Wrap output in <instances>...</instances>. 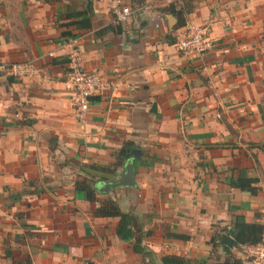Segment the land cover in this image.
Wrapping results in <instances>:
<instances>
[{"label": "crops", "instance_id": "obj_1", "mask_svg": "<svg viewBox=\"0 0 264 264\" xmlns=\"http://www.w3.org/2000/svg\"><path fill=\"white\" fill-rule=\"evenodd\" d=\"M121 2L133 14L119 24L95 0H0V264H143L117 234L119 218L95 213L106 198L150 232L148 264L222 262L215 229L237 214L263 223L264 0ZM186 22L205 25L215 46L179 51ZM68 36L80 38L83 67L109 83L84 124L71 106ZM28 61L35 74L12 75ZM126 141L139 149L135 185L98 193V180L121 171ZM98 166L113 173L102 178ZM241 176L256 179L255 193L232 186Z\"/></svg>", "mask_w": 264, "mask_h": 264}, {"label": "built area", "instance_id": "obj_2", "mask_svg": "<svg viewBox=\"0 0 264 264\" xmlns=\"http://www.w3.org/2000/svg\"><path fill=\"white\" fill-rule=\"evenodd\" d=\"M105 3L113 15L116 23L128 22L133 14L129 5L121 0H95ZM214 40L207 32L205 25H198L193 22H186L184 32L175 39V45L184 54H203L215 46ZM62 48L66 51L69 81L72 86L71 106L75 117L84 124L92 98L103 93L109 88L108 81L98 72L89 71L82 65L80 54V38L68 36L62 42ZM13 76L23 77L33 75L36 69L30 61L13 64L10 66ZM260 241L254 244H238L244 259L250 260L252 264L264 263V219Z\"/></svg>", "mask_w": 264, "mask_h": 264}, {"label": "trees", "instance_id": "obj_3", "mask_svg": "<svg viewBox=\"0 0 264 264\" xmlns=\"http://www.w3.org/2000/svg\"><path fill=\"white\" fill-rule=\"evenodd\" d=\"M184 6L189 0H182ZM92 0H86L87 6L91 5ZM85 12V11H84ZM87 12V11H86ZM85 12V13H86ZM84 27L89 26V22H81ZM133 143L126 141L123 143L121 148L115 153V158L117 160H123L124 155L131 149ZM99 171H102V178H106L108 174H112L113 169L110 167H96ZM90 182H93V177L90 178ZM256 182L255 178L251 177H239L237 180L231 181L232 186L238 187L241 190H246L251 193H255L257 188L254 186ZM76 188L84 190L86 199L88 201H96V192L91 184L86 182H77ZM95 213L103 216H116L119 218L117 226V234L121 239L127 240L132 239V244L136 252L140 253L142 257L143 264H148L152 257V253L146 250L141 241L144 236H147L150 232L145 231L142 233L140 230H135L132 215L126 214L120 211L115 200L106 198L102 201L99 207L96 208ZM263 224L257 222H247L243 215L237 214L231 221L229 226L219 227L215 229L213 235L210 239L213 246H221L224 250L226 257L222 262H217L216 264H243L240 258L232 255L230 248L232 246H237L238 244H254L260 241L262 234ZM231 234L233 237V242L231 246L221 243V239L225 237V234ZM147 260V262H145ZM160 261L163 264H206L204 260H191L177 255H165L160 257ZM264 264V263H263Z\"/></svg>", "mask_w": 264, "mask_h": 264}, {"label": "water", "instance_id": "obj_4", "mask_svg": "<svg viewBox=\"0 0 264 264\" xmlns=\"http://www.w3.org/2000/svg\"><path fill=\"white\" fill-rule=\"evenodd\" d=\"M173 18L172 15L169 16ZM139 149L132 147L125 155L122 161L121 171L114 179L110 180H98L95 184V190L100 194H107L114 188L117 187H133L135 185V160L139 158ZM233 238L231 236H225L221 239V243L231 245Z\"/></svg>", "mask_w": 264, "mask_h": 264}]
</instances>
